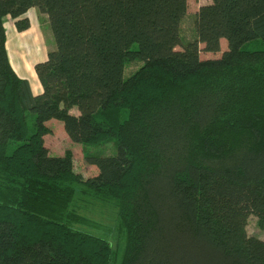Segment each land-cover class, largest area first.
Returning a JSON list of instances; mask_svg holds the SVG:
<instances>
[{"label": "trees", "instance_id": "1", "mask_svg": "<svg viewBox=\"0 0 264 264\" xmlns=\"http://www.w3.org/2000/svg\"><path fill=\"white\" fill-rule=\"evenodd\" d=\"M187 0H0V264H264V0H209L182 44ZM36 9L55 48L12 68L5 20ZM226 49L218 59L220 42ZM139 64L124 77L125 68ZM73 109L78 115H72ZM52 120L71 152L51 158ZM107 210L112 222L103 237Z\"/></svg>", "mask_w": 264, "mask_h": 264}, {"label": "rangeland", "instance_id": "2", "mask_svg": "<svg viewBox=\"0 0 264 264\" xmlns=\"http://www.w3.org/2000/svg\"><path fill=\"white\" fill-rule=\"evenodd\" d=\"M187 12L186 16L182 20L181 27H180V37L182 44H186L189 41H192L195 37L194 29H193V18L197 11V9L205 5L209 2V0H187ZM43 36L42 39L40 38L38 41L35 39L34 41V32L33 29L28 34H25L21 37V39H14L10 38L12 47L10 48V64L15 70L19 69L22 70L23 77H30L32 74L35 81L36 77L34 75V65L38 62L43 61L44 54L41 52L42 50L51 51L55 48L52 33L48 25L44 27L41 24L40 27ZM40 31V32H41ZM21 34V33H20ZM40 37V36H39ZM14 39V40H13ZM40 42V43H39ZM200 48V59H218L223 51L226 49V42L221 40L220 42V51L219 53L212 54V53H205L203 52V45H199ZM245 49L247 51H257V50H264V47L249 45ZM15 54L19 55V60H15ZM25 65L27 67V71L23 70L22 67ZM139 64H130L127 65L124 72V77H128L129 74L137 70ZM24 68V67H23ZM72 115H78V111L73 109L71 112ZM48 127L52 130V134L50 136H46L44 139L45 147L48 149L51 158H63L65 152L69 151L72 154V165L73 169L76 173L83 176V178H91L97 174L96 168L93 166H89L85 163L83 158V151H89L88 153H96L101 156H111L115 154V144L108 143L103 147L99 146H83L80 144H73L70 142L68 137L66 136L63 125L58 122L52 120L48 123ZM109 213L107 210H102V214L98 213V215L94 216L95 220H99L101 218V223L104 226L103 230H96V229H85L87 232L103 237L104 233L108 231L109 226H111L112 222L110 221ZM105 231V232H104ZM247 235L250 237H255L260 240H264V231L260 230L257 225V219L254 216H249L247 219V226H246Z\"/></svg>", "mask_w": 264, "mask_h": 264}, {"label": "crops", "instance_id": "3", "mask_svg": "<svg viewBox=\"0 0 264 264\" xmlns=\"http://www.w3.org/2000/svg\"><path fill=\"white\" fill-rule=\"evenodd\" d=\"M28 20H29V23H30V29L27 30L26 32H23V33H18L15 28H14V25H13V21L10 20V18H6L5 20V29H6V34H7V42H6V49H7V53H8V58H9V61H10V48L12 47L11 45V41H10V38H14V39H21L22 36H24L25 34H28L31 29H33V32H34V41L35 39H37L38 41H40L39 39L41 38L42 39V36H43V33L40 29L41 27V24L44 25V27L46 25H48L47 23V18L46 16L44 15H40L36 9H30L27 14H26ZM41 31V32H40ZM40 36V37H39ZM13 39V40H14ZM40 43V42H39ZM50 51V50H49ZM43 54H44V59L43 61L46 59V56H47V52L48 51H41ZM19 55L17 54V57H16V54H15V60H19ZM24 67V68H23ZM22 67L23 70L27 71V67H25V65ZM14 69V71L18 74L19 77L23 78V79H27L30 83V88H31V92L33 95H37L40 93L41 91V87L40 85L38 84V81H35L32 74H30V77L26 78V77H23L21 74H22V70H20V72L17 70H15L14 67H12ZM34 70V69H33ZM35 75V73H34ZM36 77V76H35ZM37 80V79H36Z\"/></svg>", "mask_w": 264, "mask_h": 264}]
</instances>
